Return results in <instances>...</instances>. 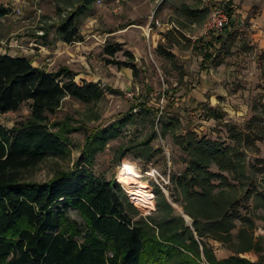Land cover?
I'll return each instance as SVG.
<instances>
[{
	"label": "trees",
	"instance_id": "trees-1",
	"mask_svg": "<svg viewBox=\"0 0 264 264\" xmlns=\"http://www.w3.org/2000/svg\"><path fill=\"white\" fill-rule=\"evenodd\" d=\"M95 1L57 0L59 21L41 26L43 34L34 37L47 43L55 30L59 40L83 41L81 21L93 11ZM232 4L233 0L227 4L231 17ZM64 5L71 9L62 16ZM10 12V7L0 4V18ZM187 12L193 21L199 20L196 11ZM231 25L225 33L212 32L197 40L203 62L223 61V51L234 37L233 20ZM123 50L122 42L104 46L109 63L136 69L130 50L125 53L131 60L114 58ZM162 52L174 57L173 52ZM78 74L69 66L48 70L28 55L0 51V117L26 103L31 107L30 114L13 126L0 122V264H264L263 258L243 255L256 247L250 230L255 231L257 224L249 211L243 212L245 204L231 189L251 177L243 143L254 141L252 135L236 130L233 145L200 137L195 131L177 135V144L189 155L187 168L171 173L170 195L152 183L156 208L145 214L122 182L95 169L96 158L129 125L152 112L157 117L160 109L142 103L138 113L130 110L106 126L76 125L71 116L54 120L67 96L86 103L105 97L101 82L79 83ZM176 121L179 118L164 122V134L174 129ZM80 130L87 133L85 143L71 167L59 169L47 180L28 178L27 173L45 160L70 157L71 134ZM156 134L155 130L140 143L120 146L121 157L133 149L136 157L153 161L156 151L151 142ZM250 193L245 198L256 194L264 202V190ZM170 197L180 202L182 211ZM212 239L234 253L219 258Z\"/></svg>",
	"mask_w": 264,
	"mask_h": 264
},
{
	"label": "rangeland",
	"instance_id": "rangeland-1",
	"mask_svg": "<svg viewBox=\"0 0 264 264\" xmlns=\"http://www.w3.org/2000/svg\"><path fill=\"white\" fill-rule=\"evenodd\" d=\"M230 1L96 0L93 11L81 21L83 41L67 43L59 40L53 30L46 43L37 40L34 34H43L41 26L59 21L57 0H0V4L11 8L7 16L0 18V51L28 55L35 65L48 70L69 66L79 73L76 76L79 83L89 80L105 86L106 95L98 102L86 103L67 96L52 116L54 120L71 116L76 125L85 122L89 126H106L141 102L154 110L160 109L157 117L154 112L147 118L141 117L121 137L111 140L98 153L95 166L98 172L119 181V167L125 161L132 162L145 173L143 179L149 181L153 194L152 183H156L170 195L171 173L187 168L189 155L177 144V135L195 131L200 137L230 145L237 142L233 135L236 130L240 135L243 132L252 135L254 141L243 143L251 177L231 189L245 204L243 212L249 211L257 224L255 231L250 228L256 247L243 255L260 260L264 259V202L256 194L245 196L256 188L264 190V0H233L237 9L233 12L235 39L232 37L228 42L230 48L223 51L221 63L203 62L201 47L197 49L201 45L197 40L206 36L212 8ZM64 6L62 16L71 9ZM188 8L199 14L197 22L190 18ZM153 17L160 19L162 25L155 24L150 33L148 25ZM171 21L177 24L173 30L165 24ZM107 42L124 43V50L114 58L131 60L125 53L130 50L137 68L109 63L104 52ZM163 49L173 52L174 57L164 54ZM129 92L133 98L128 96ZM30 112V104L26 103L20 110L2 115L0 122L13 126ZM174 117L179 121L164 134V122ZM155 130L157 134L151 142L156 151L153 161L148 163L147 159L136 157L133 149L121 157L120 146L140 143ZM86 134L85 130L73 132L71 156L45 160L27 173L28 178L47 180L59 169L71 167L81 156ZM131 198L145 214L156 208L155 194L153 207ZM170 200L182 211L180 202L172 197ZM73 213L79 217L76 211ZM186 218L192 220L189 215ZM210 242L219 258L234 253L218 240Z\"/></svg>",
	"mask_w": 264,
	"mask_h": 264
},
{
	"label": "bare ground",
	"instance_id": "bare-ground-1",
	"mask_svg": "<svg viewBox=\"0 0 264 264\" xmlns=\"http://www.w3.org/2000/svg\"><path fill=\"white\" fill-rule=\"evenodd\" d=\"M152 174V171H147ZM145 173L132 162L125 161L119 167L118 179L124 183L130 195L137 200L138 203L153 207L154 194L151 190L149 181L143 179Z\"/></svg>",
	"mask_w": 264,
	"mask_h": 264
},
{
	"label": "built area",
	"instance_id": "built-area-1",
	"mask_svg": "<svg viewBox=\"0 0 264 264\" xmlns=\"http://www.w3.org/2000/svg\"><path fill=\"white\" fill-rule=\"evenodd\" d=\"M154 20V21H153ZM153 20L148 25V32H152L154 30V25H162V22L160 19H156L153 17ZM232 23V17L230 16L228 10H227V4H221L218 6H215L212 8L211 14L209 16V19L206 24L207 32L205 35H208L211 32L220 33L224 30H226L229 26H231ZM176 24L174 22L169 23V27L175 28ZM209 31V32H208ZM128 96L133 98L132 92L128 93ZM143 102L137 104L134 106L133 112L138 113L141 109V104Z\"/></svg>",
	"mask_w": 264,
	"mask_h": 264
},
{
	"label": "crops",
	"instance_id": "crops-1",
	"mask_svg": "<svg viewBox=\"0 0 264 264\" xmlns=\"http://www.w3.org/2000/svg\"><path fill=\"white\" fill-rule=\"evenodd\" d=\"M231 6H232V8L234 9V11L236 12L237 9H236V5L234 4V2H233V4H232ZM232 20H233V24H234V19H233V17H232ZM171 22H174V21H171ZM169 23H170V22L165 23V24H167L168 29H170V30L175 29V28H171V27H169ZM174 23H175V22H174ZM175 24H176V23H175ZM176 26H177V24H176Z\"/></svg>",
	"mask_w": 264,
	"mask_h": 264
},
{
	"label": "water",
	"instance_id": "water-1",
	"mask_svg": "<svg viewBox=\"0 0 264 264\" xmlns=\"http://www.w3.org/2000/svg\"><path fill=\"white\" fill-rule=\"evenodd\" d=\"M186 217L188 216V215H185Z\"/></svg>",
	"mask_w": 264,
	"mask_h": 264
}]
</instances>
